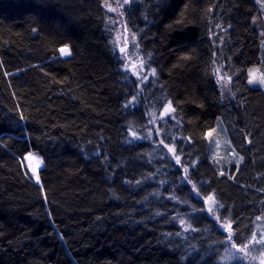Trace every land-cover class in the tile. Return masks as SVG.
Wrapping results in <instances>:
<instances>
[{
	"label": "trees",
	"instance_id": "trees-1",
	"mask_svg": "<svg viewBox=\"0 0 264 264\" xmlns=\"http://www.w3.org/2000/svg\"><path fill=\"white\" fill-rule=\"evenodd\" d=\"M104 1L0 0V264H243L222 255L264 219V91L247 82L261 54L257 4L132 0L127 27L156 70L141 89L122 71ZM219 66L231 76L224 93ZM169 101L165 138L181 163L164 176L169 162L156 166L129 129ZM218 118L226 158L207 137ZM28 152L43 161L40 183ZM161 180L176 199L157 196ZM209 194L216 214L203 206ZM229 221L232 240L220 227Z\"/></svg>",
	"mask_w": 264,
	"mask_h": 264
},
{
	"label": "rangeland",
	"instance_id": "rangeland-1",
	"mask_svg": "<svg viewBox=\"0 0 264 264\" xmlns=\"http://www.w3.org/2000/svg\"><path fill=\"white\" fill-rule=\"evenodd\" d=\"M131 1L132 0H129V3L125 4L124 0H106L103 2V7H104L105 12H106V26H107L108 31H109V36H111V38H112V39H110V42L113 45V48H114L113 42H116V46H115L114 50L116 51L117 56L119 57L120 62L122 63V66H121L122 71L127 76L133 77L136 80L137 85L139 86L138 88L143 89L144 85L148 84L154 78V76L151 75V70L153 68L151 67V65H149L148 59L145 56H143V54L141 52L140 44L138 42L136 33L130 31L129 28L127 27V24H126V10L131 5ZM253 1L258 6V14H257V16H255V18L253 20V24L255 25V28L258 31L261 54L259 56V63L255 66H253L249 70H252L253 74L256 75L257 77H259L261 75H264V7H262L260 0H253ZM105 3L109 4L112 8H116L117 10L116 11H109V9L107 7H105ZM120 5H123V7H119ZM132 34H135V38H136L137 47H135V48H133L131 46ZM125 37H127L129 39V43H128L127 47H126L125 42H124ZM121 47H126V52H127L126 56L124 54L120 53L119 49ZM58 54H59V52H58ZM141 61L144 62L143 69H141V67H140ZM217 69H220V66ZM249 70L247 72L248 79H249ZM143 76H148L147 81L142 80ZM220 76L224 77L223 83H220V88H221L222 92L224 93V92H226V88H227V83H228L227 77H228V75L226 72H223L220 69V75H218V80L220 79ZM250 86L260 88L264 91V86H261L259 84L250 85ZM134 104H135V102H134ZM165 105H163L162 107L161 106L158 107L156 104L151 105L150 106V108H151L150 113L148 115L146 114V116H145V120H146L145 124L142 127L139 126L136 130L139 131V134L137 133V135L141 136V137H143L142 136L143 134H144V137H147L149 135V131L151 130L152 135H151L150 139H139V140H145V141H148L150 143L151 147L153 148V152H154L153 157L155 158L154 160H155L156 166H160V164H157L156 162L159 160L161 161L162 159H164L165 162H167V161L169 162V164L167 165L168 167L163 166V170H164L163 174H164V176H168V171H167L168 168H170V167L174 168L177 165V163H176V160L174 158V154L168 152L167 148H165L163 144H160L161 140L164 141V144H167L165 136L167 133H169V131H167L168 128H166V126H165L166 123H169V121L167 119V118H169V116H166L163 119H161V113L164 111ZM169 124H171V123H169ZM212 129H215L216 131L212 132L211 136L207 135L208 141L210 142V144L212 143V150H211L212 153H215V155L217 157H220V158H226L228 155L234 154L232 151L228 152V150H230V148H231L230 147V141H229V138L227 135L226 128H225L221 118L217 119V121H216V123ZM212 129L209 132H211ZM157 130L159 131V134H157ZM167 145L169 147H173L171 143H168ZM28 153L23 157V162L27 168L28 174L36 182V179L32 175V172H31L30 167H29L30 162L25 159V157L28 155ZM33 154L35 157H37L41 161L40 167L37 169V175L39 176V170L41 169V167L43 165V161L37 154H35V153H33ZM171 161H173L174 164H176V165H173ZM31 163L34 166L35 160H33ZM155 168L159 169L157 167H155ZM162 181L164 183H161ZM39 183H40V180H39ZM164 184H165V180H161L159 182V185H160V187H162V189L159 188L160 191L157 194V196L158 195H162V196L165 195V197H169V195H166L167 193L166 194L164 193V189H165L163 187ZM170 196H173V195L170 194ZM202 202H203L204 208L207 211H208V208L210 206H213V205H211V202L209 204H205L204 198L202 199ZM213 207H214L213 212L216 214V212H218V210H219L218 203H217V205H215ZM213 212H211V213H213ZM208 213H210V212L208 211ZM186 216L187 215H185V214L181 215V217L176 216V220H177L178 224L181 226L182 232H184V233L189 232L188 229L191 228V224H190L189 220L186 219ZM181 219L185 221L184 225L180 224L179 221ZM255 233L257 234V239H259L261 234H264V219L263 218H260V220L258 221ZM249 241L246 244H248ZM246 251H247L248 255H247V258H244V253H237V249L233 248L232 244H229L223 252L222 261L224 263H231V262L238 261V262L243 263V264H259V261L262 258L261 253L264 252V245L255 244V242H253L252 244L249 245V248L246 249ZM229 256H231L233 258L228 259L227 257H229Z\"/></svg>",
	"mask_w": 264,
	"mask_h": 264
},
{
	"label": "snow or ice",
	"instance_id": "snow-or-ice-1",
	"mask_svg": "<svg viewBox=\"0 0 264 264\" xmlns=\"http://www.w3.org/2000/svg\"><path fill=\"white\" fill-rule=\"evenodd\" d=\"M260 2H261L262 7H264V0H260ZM124 3L125 4H128L129 3V0H124ZM105 7H107L109 9V11H116L117 10L116 8H112L107 3H105ZM119 7H123V5H120ZM217 27H219V25H217ZM33 31H35V29H33ZM124 42H125V45L127 47L128 43H129V39L127 37H125ZM113 44H114V48H115L116 42H113ZM131 46L133 48L137 47L135 34H132V36H131ZM126 47H121L119 49L120 53L121 54H124L125 56L127 55ZM58 52H59V55L61 57H66V56H69L71 54L70 48H69V46L67 44L64 45L63 47L59 48L58 49ZM140 67H141V69H143V67H144V62L143 61H141ZM216 74L217 75H220V69H216ZM151 75H153V76L156 75V70L155 69H152L151 70ZM147 79H148V76H143L142 77V80L143 81H147ZM223 81H224V77L223 76H220V79L218 80V83H223ZM227 81L228 82L231 81V76H228L227 77ZM248 84H250V85L259 84L261 86H264V75H261V76L257 77L256 75L253 74V71L252 70H249ZM135 101H136V97H133L132 98V101H129L128 104L131 105ZM126 106H128V105H126ZM174 112H175V107H173L172 101H169L165 105L164 111L161 113V119H163L166 116H171V114L174 113ZM21 119H23V116H21ZM215 131H216L215 129H212V131L209 132L208 135L211 136L212 135V132H215ZM129 134H130V136L132 138V140L129 141L131 143L133 140H137V139H150L151 138V135H152V132L150 130L149 131V135L147 137H141V136H138L137 135V132L135 130H133V129L130 128L129 129ZM157 134H159V131L158 130H157ZM174 142H175V138H174ZM160 144H163L164 147L167 148L168 152L174 154V158H175L177 164H180L181 163L180 156H175L176 149L174 147H169L167 144H164V141L163 140L160 141ZM25 159L30 162L29 163V167H30V170L32 172V175L35 177L36 182L39 183L40 178L37 175V169L40 167L41 161L37 157H35L34 154L31 153V152L28 153V155L25 157ZM33 160H35V165L34 166L31 163ZM242 160H243V157H240L239 160L236 161V164L239 165V163ZM184 171H185V176L182 177V179L185 180V181H187V183L191 184L192 181L190 179H188V175H187L188 174V169L185 168ZM221 174L223 175V173H221ZM137 183H139V182H137ZM161 183H164V182L162 181ZM192 192L195 194V196L197 198H199L200 192L197 190V185H195V184L192 185ZM169 199H176V197L170 196ZM204 202H205V204H209L211 202V205H213V206L217 205V203H218L215 200L214 194H210L207 197H205L204 198ZM213 206H210L208 208V211L210 213L214 211V207ZM219 206L220 207H223L222 205H219ZM257 219H260V218L258 217ZM217 220H219V217H217ZM179 222H180L181 225H184L185 224V221L182 220V219ZM220 227L223 230H225V231L228 232V234H229L228 235V240H232L234 238L233 237L232 222L231 221H229L226 224H221ZM253 242H255V244L264 245V234H261L260 237H259V239H257V234L255 232H253L252 233L251 240L249 241L248 244H244L241 247H238L236 244H233L232 247L237 249V253H244V258H247L248 253H247L246 249H248L249 248V245L252 244ZM261 257L262 258L260 259L259 264H264V252L261 253ZM227 258L228 259H232L233 257L229 256Z\"/></svg>",
	"mask_w": 264,
	"mask_h": 264
},
{
	"label": "bare ground",
	"instance_id": "bare-ground-1",
	"mask_svg": "<svg viewBox=\"0 0 264 264\" xmlns=\"http://www.w3.org/2000/svg\"><path fill=\"white\" fill-rule=\"evenodd\" d=\"M230 147H231V145H230ZM231 149V148H230ZM232 151V150H231Z\"/></svg>",
	"mask_w": 264,
	"mask_h": 264
}]
</instances>
